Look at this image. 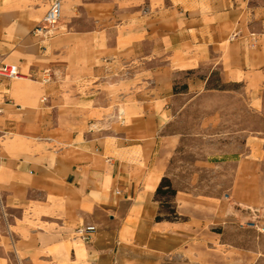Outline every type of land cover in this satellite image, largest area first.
<instances>
[{
	"label": "crops",
	"instance_id": "obj_1",
	"mask_svg": "<svg viewBox=\"0 0 264 264\" xmlns=\"http://www.w3.org/2000/svg\"><path fill=\"white\" fill-rule=\"evenodd\" d=\"M51 1L0 0V62L21 73L0 76V264H139L141 249L147 264L216 263L180 204L184 219L156 220L161 156L179 142L172 104L218 90L214 72L264 118V0H62L52 35L36 34ZM242 131L246 156L262 158L264 132ZM82 225L96 227L89 242ZM254 236L230 244L244 264H264Z\"/></svg>",
	"mask_w": 264,
	"mask_h": 264
},
{
	"label": "rangeland",
	"instance_id": "obj_2",
	"mask_svg": "<svg viewBox=\"0 0 264 264\" xmlns=\"http://www.w3.org/2000/svg\"><path fill=\"white\" fill-rule=\"evenodd\" d=\"M190 74H176V81L181 82L178 86H182ZM209 86L220 87L202 91L200 99L187 106L181 97L172 104L173 117L167 131L177 134L179 142L161 158L165 159L167 167L164 177L170 179L179 194L178 197L160 196L163 201L161 216L173 218L176 214L181 215V210L192 214L205 225L199 239L204 241L206 261L215 255L218 258L214 264H244L243 248L235 254L230 252L233 250L230 244L244 246L252 235L264 233V156H246V136L242 130L248 129L254 136H261L264 118L246 109L241 96L221 90L235 88V85L222 84L218 72L211 75ZM234 96L238 100H234ZM165 132V128L160 130V134ZM247 162L251 168L244 170ZM250 170L259 174L261 180L252 184L234 183L236 173L241 175ZM178 204L181 205L179 212ZM209 244L217 248L213 249ZM195 246L192 245V252H196ZM144 250L138 251L139 256L135 255L141 260L139 264L148 263L149 256L147 251L142 252ZM189 257H192L191 253ZM158 261V264H187L175 254L168 259L162 255Z\"/></svg>",
	"mask_w": 264,
	"mask_h": 264
},
{
	"label": "built area",
	"instance_id": "obj_3",
	"mask_svg": "<svg viewBox=\"0 0 264 264\" xmlns=\"http://www.w3.org/2000/svg\"><path fill=\"white\" fill-rule=\"evenodd\" d=\"M62 7V0H52L43 20L35 26L33 32L48 36L52 35L56 23L62 16ZM42 75L43 82L51 81L49 69H44ZM0 76L4 78H18L21 76V73L17 64L0 62ZM95 230L96 227L94 225H82L76 229V233L82 240L89 242L92 240Z\"/></svg>",
	"mask_w": 264,
	"mask_h": 264
},
{
	"label": "trees",
	"instance_id": "obj_4",
	"mask_svg": "<svg viewBox=\"0 0 264 264\" xmlns=\"http://www.w3.org/2000/svg\"><path fill=\"white\" fill-rule=\"evenodd\" d=\"M177 191L176 189L173 187L172 182L170 181L169 178L167 177H163L159 186L157 187L156 190V200L160 202V211L158 213V215L156 216V220L157 221H161V220H180V219H184L183 216L181 215H175V217L170 218V217H162L161 216V207H162V199L160 198V196H166V195H176Z\"/></svg>",
	"mask_w": 264,
	"mask_h": 264
}]
</instances>
